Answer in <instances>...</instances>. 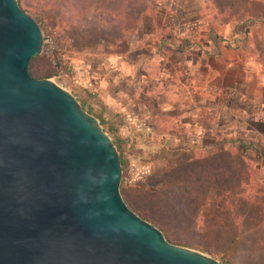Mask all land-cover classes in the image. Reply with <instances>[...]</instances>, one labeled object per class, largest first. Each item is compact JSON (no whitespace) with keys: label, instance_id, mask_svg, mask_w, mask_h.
I'll list each match as a JSON object with an SVG mask.
<instances>
[{"label":"rangeland","instance_id":"obj_1","mask_svg":"<svg viewBox=\"0 0 264 264\" xmlns=\"http://www.w3.org/2000/svg\"><path fill=\"white\" fill-rule=\"evenodd\" d=\"M131 1L141 15L123 21L117 14L116 24L102 9L122 0H18L44 36L30 75L55 82L103 117L125 160L123 199L159 222L168 240L206 245L194 250L221 264L264 262L247 223L231 246L230 234L199 235L188 224L195 213H216L223 188L196 209L190 185L170 184L175 172L188 182L194 156L212 155L230 197L243 204L238 215L252 214L243 213L251 202L264 214V0H252L258 5L251 10H224L225 0Z\"/></svg>","mask_w":264,"mask_h":264},{"label":"water","instance_id":"obj_2","mask_svg":"<svg viewBox=\"0 0 264 264\" xmlns=\"http://www.w3.org/2000/svg\"><path fill=\"white\" fill-rule=\"evenodd\" d=\"M43 45L18 0H0V264H221L127 205L120 154L100 121L30 75Z\"/></svg>","mask_w":264,"mask_h":264},{"label":"crops","instance_id":"obj_3","mask_svg":"<svg viewBox=\"0 0 264 264\" xmlns=\"http://www.w3.org/2000/svg\"><path fill=\"white\" fill-rule=\"evenodd\" d=\"M162 135L164 138L165 134H162ZM165 140L167 139L165 138ZM174 144L176 145V143ZM164 145L163 147L169 149L170 146L172 145V142L170 144L166 142ZM240 148L241 147H239L238 149ZM176 153L177 154L175 156L179 154V150H176ZM189 164H192V167L194 165V167L193 168L191 167L192 171L189 173L190 175H189V179L186 185H190V188H191L190 189L191 190V198H190L191 203L190 204L195 203L196 209H200L203 206L208 196L210 197L212 195L213 189H215L214 191H218L216 189L223 188V191L222 190L220 191L221 197L218 199V202H217V206L215 209L216 213H214L211 217L202 216L201 213H195L194 218H190L191 222L188 224L194 227L193 230L195 234H199V235H206V236L212 237V236H216L219 234H226V235L230 234L231 237H228V239H226V242H228V245L231 246V243L236 240V236L239 233L243 232V231L242 232L240 231V228H241L240 226L242 224L245 225L247 223V218H245L244 216L243 217L239 216L238 212L232 213V209L231 210L229 209V205L227 203L229 201H236V199L230 197V195H233V194L228 192L226 188L228 186L226 180H224V178L221 176L218 178L217 173L219 169V166H218L219 159L214 158L212 155H209V156L205 155L203 158H196V156H194V158L189 161ZM214 172H215V175H213ZM175 173H176V179L179 180L180 176L178 174L181 175V173L180 172L179 173L175 172ZM185 179L187 181V178ZM171 188L178 190V188L180 189V185L177 184L176 186H172ZM241 201L244 202V200H241ZM251 204H252L251 225L247 223V227H249L248 230H251L250 233L253 234L254 238L255 236H258V240H259L258 242L262 243L263 245L262 249H264V237L262 240H260V236H259L260 233L264 231V225H263L264 224V219H263L264 214L263 215L260 214L261 212L259 210L260 208L259 206L255 208L254 203L251 202ZM223 211L225 213H223ZM142 218H144L148 222L158 227L166 237V234L159 222H155L146 217H142ZM181 218L182 217H179V218L177 217L174 220H177V219L180 220ZM180 223H183V222H180ZM166 239L168 240L167 237ZM172 243L179 245V246L187 247L193 250L194 249L206 250L208 248L206 245L202 247V245H197V246L180 245L174 241H172Z\"/></svg>","mask_w":264,"mask_h":264},{"label":"trees","instance_id":"obj_4","mask_svg":"<svg viewBox=\"0 0 264 264\" xmlns=\"http://www.w3.org/2000/svg\"><path fill=\"white\" fill-rule=\"evenodd\" d=\"M117 2V0H112ZM140 2V1H139ZM227 5H226V9L224 10H232L235 8H239V10L246 8L247 10H251L252 8H254L255 6L258 5V3L256 1H252V0H240V2L234 1V0H225L224 1ZM215 5H222L223 3L220 2H215ZM218 8H221L220 6H218ZM140 9H138V5L137 3H132L131 0H122V4L118 5V7H116L115 9L111 10V7H106V9H102V11H107V13L109 14V16L112 18L109 22L110 23H119V18H122L123 21L129 18H134V15H138V17L141 15L142 11H139ZM142 10V9H141ZM122 13L119 17L117 18L116 15ZM134 14V15H133ZM136 18V17H135ZM256 18V17H255ZM227 23V22H226ZM36 57H34L32 59V61L35 59ZM82 108L88 112L89 114L95 116L97 119L100 120V123L102 126H104L103 124V117L101 115H96L94 114L92 109H89L87 106L82 105ZM242 146H245V142L243 140H238ZM114 144L117 146V142H114ZM118 152L120 154V159H121V163H122V167L125 166V160L121 155V147L117 146ZM179 182V183H178ZM187 181L185 179H179V180H174L172 182H170L171 186H176L177 184H179L180 186H182V184L186 185ZM229 205V209H232V213L234 212H238L240 213V210L242 209L243 204L240 202H236V201H229L227 203ZM223 213H225L223 211ZM243 213H252L251 211V206H246V210ZM139 215V214H138ZM140 217H144L142 215H139ZM245 218H247V223L251 225V214H248L247 216H244ZM144 219V218H143ZM264 219V218H263ZM261 260V259H260ZM262 261V260H261ZM259 264H264V262L259 263Z\"/></svg>","mask_w":264,"mask_h":264},{"label":"built area","instance_id":"obj_5","mask_svg":"<svg viewBox=\"0 0 264 264\" xmlns=\"http://www.w3.org/2000/svg\"><path fill=\"white\" fill-rule=\"evenodd\" d=\"M59 74H60V75H65V76H66V72H65V70H61Z\"/></svg>","mask_w":264,"mask_h":264}]
</instances>
